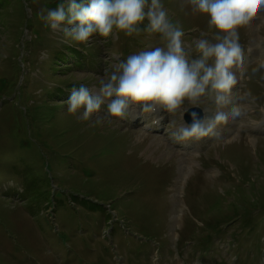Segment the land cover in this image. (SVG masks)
Instances as JSON below:
<instances>
[{
    "label": "rangeland",
    "instance_id": "obj_1",
    "mask_svg": "<svg viewBox=\"0 0 264 264\" xmlns=\"http://www.w3.org/2000/svg\"><path fill=\"white\" fill-rule=\"evenodd\" d=\"M57 3L0 0V264H264V73L251 76L264 57V12L240 29L251 52L236 87L254 97L248 115L176 144L179 115L163 109L130 111L113 127L66 114L73 86L159 42L140 33L62 44L38 16ZM163 3L186 44L207 30L186 0ZM66 48L84 65L58 62Z\"/></svg>",
    "mask_w": 264,
    "mask_h": 264
},
{
    "label": "clouds",
    "instance_id": "obj_2",
    "mask_svg": "<svg viewBox=\"0 0 264 264\" xmlns=\"http://www.w3.org/2000/svg\"><path fill=\"white\" fill-rule=\"evenodd\" d=\"M186 2L189 14L206 20L207 30L191 45L182 39L184 30L170 19L163 0H59L54 8L41 6L44 27L70 47L102 45L104 38L121 34L145 33L159 42L124 59L114 56L110 71L91 84L73 86L63 101L66 114L91 127H113L130 111L147 116L163 109L169 117L179 115L171 133L176 144L216 137L230 120L240 123L254 100L251 91L241 93L236 87L251 52L240 29L264 12V0ZM254 63L251 76L264 73V57ZM191 108L202 115L192 111L186 123L183 115Z\"/></svg>",
    "mask_w": 264,
    "mask_h": 264
},
{
    "label": "trees",
    "instance_id": "obj_3",
    "mask_svg": "<svg viewBox=\"0 0 264 264\" xmlns=\"http://www.w3.org/2000/svg\"><path fill=\"white\" fill-rule=\"evenodd\" d=\"M68 53V55L66 54ZM67 57H65V55H63L65 57L64 58H61V61H58L62 64H65L66 60H72L73 62H77V64L79 65H84L82 64V62H84V60L86 59L85 55H83V53H81L80 51H77V49H73V48H66V52L64 53ZM57 63V61H55ZM91 66V65H89ZM60 93V91H59ZM37 181H39L38 179H36ZM46 183H47V180H46ZM48 184V183H47ZM35 185H36V181L35 179L33 180H30L28 183H27V191L28 192H31L34 188H35ZM25 191H22L20 193V195H24ZM41 195H44L43 193H41ZM45 196V195H44ZM70 202L71 203H77L78 205H80L81 207L91 211V212H94V211H99V212H103V209H102V205L100 204H92L91 202H89L88 200H84L82 198H78V196L76 195H71L70 197H68ZM62 200L61 199H54V204H57L58 206L57 207H61L62 205ZM50 203L48 204L49 208H50Z\"/></svg>",
    "mask_w": 264,
    "mask_h": 264
},
{
    "label": "water",
    "instance_id": "obj_4",
    "mask_svg": "<svg viewBox=\"0 0 264 264\" xmlns=\"http://www.w3.org/2000/svg\"><path fill=\"white\" fill-rule=\"evenodd\" d=\"M192 111H196V112H198V113H200L201 115H202V112H201V110L200 109H198V108H192V109H189L187 112H185L184 113V115H183V121L184 122H190V113L192 112Z\"/></svg>",
    "mask_w": 264,
    "mask_h": 264
}]
</instances>
